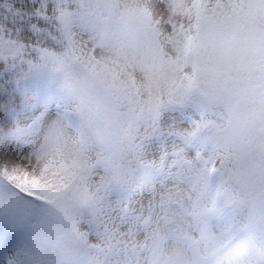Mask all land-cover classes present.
<instances>
[{
	"label": "snow or ice",
	"instance_id": "snow-or-ice-1",
	"mask_svg": "<svg viewBox=\"0 0 264 264\" xmlns=\"http://www.w3.org/2000/svg\"><path fill=\"white\" fill-rule=\"evenodd\" d=\"M0 264H264V0H0Z\"/></svg>",
	"mask_w": 264,
	"mask_h": 264
}]
</instances>
